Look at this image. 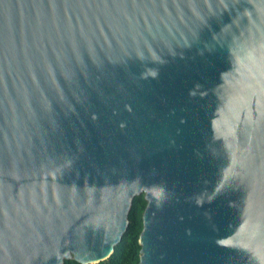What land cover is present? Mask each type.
<instances>
[{"label":"water","instance_id":"95a60500","mask_svg":"<svg viewBox=\"0 0 264 264\" xmlns=\"http://www.w3.org/2000/svg\"><path fill=\"white\" fill-rule=\"evenodd\" d=\"M264 264V0H0V264Z\"/></svg>","mask_w":264,"mask_h":264},{"label":"trees","instance_id":"16d2710c","mask_svg":"<svg viewBox=\"0 0 264 264\" xmlns=\"http://www.w3.org/2000/svg\"><path fill=\"white\" fill-rule=\"evenodd\" d=\"M146 205L143 194L133 198L128 213V227L121 240L115 245L113 253L95 264H137L139 261V233L142 229V213ZM63 264H81L73 259L64 260Z\"/></svg>","mask_w":264,"mask_h":264}]
</instances>
